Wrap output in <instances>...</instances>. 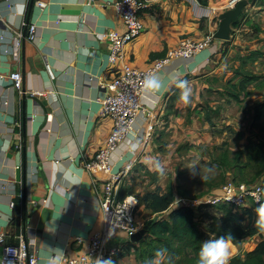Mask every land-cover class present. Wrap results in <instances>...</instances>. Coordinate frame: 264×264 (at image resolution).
<instances>
[{"label":"crops","instance_id":"crops-1","mask_svg":"<svg viewBox=\"0 0 264 264\" xmlns=\"http://www.w3.org/2000/svg\"><path fill=\"white\" fill-rule=\"evenodd\" d=\"M35 1L0 0V231L13 243L22 236L39 264H59L85 253L91 236L103 226L98 197L111 174L90 175L82 165L105 145L112 129L110 118L99 117L106 94L102 83L112 79L103 34L122 32L124 26L115 0H42L47 2L43 9ZM238 1L151 0L141 15L144 31L125 46L126 59L133 67L146 68L184 35L201 39L214 34L219 14ZM194 3L216 15L198 18ZM24 21L35 24V37L21 39L14 52L11 39ZM13 71L22 75L21 92L7 78ZM155 74L161 87L144 90V112L110 158L112 173L121 172L119 197L170 187L165 174L175 168L180 153L197 157L201 144L218 140L221 133L208 123L211 110L220 111L222 120L224 103L233 100L227 94L230 86L247 75L255 82L264 76V0H247L228 40L214 38L204 50L174 58ZM177 80L192 89L190 104L180 100ZM174 187V201L187 197ZM245 209L248 222L259 231L237 244L226 241L236 251L228 261L264 236V224L255 220L264 208L247 204ZM205 210L193 212L206 240L213 236ZM158 217L166 215L150 211L145 222ZM107 244L123 248L113 264H141L139 243L124 233L117 232ZM165 258L156 256L153 264H163Z\"/></svg>","mask_w":264,"mask_h":264},{"label":"built area","instance_id":"built-area-1","mask_svg":"<svg viewBox=\"0 0 264 264\" xmlns=\"http://www.w3.org/2000/svg\"><path fill=\"white\" fill-rule=\"evenodd\" d=\"M6 1L10 2V0ZM150 3L151 0H115L113 3L124 30L122 32L112 30L103 34V39L108 47L107 62L110 67L109 71L112 73V79L102 83L106 94L101 100L99 112V117L110 118L113 125L105 145L82 165L85 172L90 175L96 173L111 174V177L104 182L98 197L99 207L103 214V226L91 236L85 253L76 258L63 259L59 264H99V260L106 259H111L113 262L114 258L123 253V248L117 245L108 246V239L117 232L124 233L130 239L144 226L136 219L137 197L133 194L119 197L118 182L121 172L112 173L111 155L131 132L138 114L144 112L141 97L145 90L143 87L145 77L155 74L174 58L194 56L209 46L214 39L212 32L207 33L201 39L185 36L179 40L176 46L169 49L165 56L156 59L146 68L133 67L125 57V46L144 31L141 15L150 6ZM194 4L198 18L216 15L213 9H201L197 3ZM34 5L43 9L47 2L36 0ZM35 29L34 23L24 21L22 30L15 32L12 36V50L14 52L19 51L21 39L32 41L35 37ZM0 40H4V37L1 36ZM7 78L13 87L21 92V73L19 71L10 72ZM128 169L129 167L126 166L125 171ZM263 198V184H234L231 181L222 186L219 194H208L194 198L179 197L177 200L179 205L198 210L223 204L240 208L245 206L248 200L257 205L261 203ZM0 246L2 248V264H39L38 259L28 252L27 244L22 236L19 237L17 243H13L8 240L5 232L0 231Z\"/></svg>","mask_w":264,"mask_h":264},{"label":"rangeland","instance_id":"rangeland-1","mask_svg":"<svg viewBox=\"0 0 264 264\" xmlns=\"http://www.w3.org/2000/svg\"><path fill=\"white\" fill-rule=\"evenodd\" d=\"M191 37V36H190ZM261 76V81L255 82L252 81L245 90L239 92V95L243 99H239L238 102L235 100L230 101V103L225 104L222 107L221 119L220 120V111L211 110L213 120L208 121L214 132L218 134V140L209 142L208 144H201L199 147L200 155L197 157H192L188 153H180V159L177 161V164L174 169L167 171L165 178L168 181V186L171 185L177 188L179 196H187L189 198L199 197L202 195H215L221 192V188L228 182H237L233 180L237 170L233 167V159L237 155L239 150H243L245 145L250 141H256V138L264 139V109H262V117L258 120H254L256 114V108H258L261 102L264 101V76ZM255 82V83H254ZM217 119L215 120V118ZM219 117V118H218ZM186 147L188 144L186 143ZM245 155H243V160ZM198 161L200 164V173L201 177L198 174H193L192 171L188 168L194 162ZM239 162H242V158L238 159ZM209 169L211 171H209ZM195 170V169H193ZM147 174V173H146ZM150 175H154L150 173ZM208 175L209 179H203V176ZM247 180L250 178L246 176ZM152 179V178H151ZM238 180V179H235ZM259 179L250 180V184H261ZM241 184V183H238ZM246 184V183H245ZM183 192L184 195H180L179 192ZM137 197L138 204L136 210V219L139 223H143L146 220L147 213L150 212L143 202L144 195L149 193V191H144L139 189L138 191L128 192ZM127 194V193H126ZM123 196V194H122ZM255 206L249 200L246 205ZM261 209L264 206L260 207ZM206 216L208 219L207 228L209 234L213 237H220L223 233V224L222 219L228 218L230 216L235 218L242 217L241 224L246 229H252V221L247 215V210L245 208L236 211L231 209L229 206H211L206 210ZM256 212V211H255ZM260 213H256L255 220L259 219L260 224H264V209L259 210ZM253 229V232L247 235L245 238H248L254 235L259 231V227ZM255 232V233H254ZM250 242V241H249ZM228 255L233 254L236 251L233 249L232 244H227ZM243 252H241L242 254ZM245 253V252H244Z\"/></svg>","mask_w":264,"mask_h":264},{"label":"trees","instance_id":"trees-1","mask_svg":"<svg viewBox=\"0 0 264 264\" xmlns=\"http://www.w3.org/2000/svg\"><path fill=\"white\" fill-rule=\"evenodd\" d=\"M237 21L238 18L232 25H236ZM185 36L187 35L183 37ZM255 79L254 76L250 75L243 77L238 84L230 86L227 94L233 100L239 101V92L245 90ZM262 109H264V101L256 108L255 121L262 117ZM243 155H245L244 160ZM239 158H242V162L238 161ZM232 165L237 170L235 176H233V180L237 182L236 184L246 183L251 185L248 183L250 180L260 178V183L264 185V139L257 137L256 141H250L246 144L243 150L237 152ZM249 175L250 178L247 180L246 176ZM179 194L184 195L181 191ZM143 202L146 208L155 215L165 214L166 217L151 220L145 235L138 242L139 247L136 249V254L141 264H145V261L149 259L153 261L159 250H165L166 260L163 264H197V252L205 237L203 232L198 229L193 210L175 203L171 187L164 190L158 188L155 192L145 194ZM223 206L228 205L223 204ZM245 206L240 208L229 207L239 211ZM255 206H264V198L260 204ZM196 211H201V209ZM241 220L242 217L235 218L232 216L221 220L223 224L221 236L225 238V241L237 244L253 232L254 228H244ZM147 223V221L144 222V225ZM228 264H264V236L260 237V240L250 251L243 255L231 256Z\"/></svg>","mask_w":264,"mask_h":264},{"label":"clouds","instance_id":"clouds-1","mask_svg":"<svg viewBox=\"0 0 264 264\" xmlns=\"http://www.w3.org/2000/svg\"><path fill=\"white\" fill-rule=\"evenodd\" d=\"M85 54L87 50H85ZM177 87L181 89L180 100L185 104H190L192 89L189 87L187 81L177 80ZM143 87L146 90L155 91L161 87L160 78L156 74L147 75L143 82ZM159 167V166H158ZM192 173L198 174L201 177L200 173V164L198 161L194 162L190 167H188ZM195 169V170H193ZM209 171H211L209 169ZM208 175L203 176V179H209ZM179 201L176 200V204ZM165 250H159L156 255L162 256ZM99 264H113L111 259L99 260ZM145 264H153L152 259L146 260ZM156 264H159V261H156ZM197 264H228V249L226 245L225 238L223 236L209 238L203 240L200 243V247L197 252Z\"/></svg>","mask_w":264,"mask_h":264},{"label":"water","instance_id":"water-1","mask_svg":"<svg viewBox=\"0 0 264 264\" xmlns=\"http://www.w3.org/2000/svg\"><path fill=\"white\" fill-rule=\"evenodd\" d=\"M247 5V0H239L233 8L221 12L218 16V28L213 37L219 40H228L233 22L240 16L243 8ZM151 221H148L137 233L130 237L131 242H139L145 235Z\"/></svg>","mask_w":264,"mask_h":264}]
</instances>
